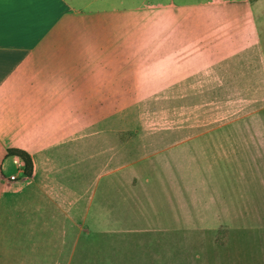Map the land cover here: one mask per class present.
<instances>
[{"label":"rangeland","instance_id":"rangeland-1","mask_svg":"<svg viewBox=\"0 0 264 264\" xmlns=\"http://www.w3.org/2000/svg\"><path fill=\"white\" fill-rule=\"evenodd\" d=\"M91 24L75 37L87 239H197L186 264H264V0H156Z\"/></svg>","mask_w":264,"mask_h":264},{"label":"crops","instance_id":"crops-1","mask_svg":"<svg viewBox=\"0 0 264 264\" xmlns=\"http://www.w3.org/2000/svg\"><path fill=\"white\" fill-rule=\"evenodd\" d=\"M155 1L4 0L0 8V264H171L170 245L177 243L182 261L193 260L187 245L197 239H100L101 231L98 239H87L92 194L89 188L86 194L76 188L90 160L85 131L91 114L75 107L76 98H85L77 88L83 79L81 69L90 65L84 55L76 57L86 45L75 43V37L89 35L92 21L124 12H153ZM228 3H217V8L224 11ZM10 149L31 155V179L25 177L20 159L8 157ZM200 257L188 264H202Z\"/></svg>","mask_w":264,"mask_h":264},{"label":"trees","instance_id":"trees-1","mask_svg":"<svg viewBox=\"0 0 264 264\" xmlns=\"http://www.w3.org/2000/svg\"><path fill=\"white\" fill-rule=\"evenodd\" d=\"M8 157H16L24 164V175L26 178L31 179L34 175V162L29 153L20 149L8 150Z\"/></svg>","mask_w":264,"mask_h":264},{"label":"snow or ice","instance_id":"snow-or-ice-1","mask_svg":"<svg viewBox=\"0 0 264 264\" xmlns=\"http://www.w3.org/2000/svg\"><path fill=\"white\" fill-rule=\"evenodd\" d=\"M4 0H0V8H2Z\"/></svg>","mask_w":264,"mask_h":264},{"label":"built area","instance_id":"built-area-1","mask_svg":"<svg viewBox=\"0 0 264 264\" xmlns=\"http://www.w3.org/2000/svg\"><path fill=\"white\" fill-rule=\"evenodd\" d=\"M15 164H17V162H15Z\"/></svg>","mask_w":264,"mask_h":264}]
</instances>
